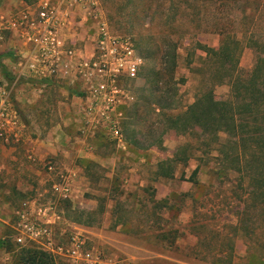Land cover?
Segmentation results:
<instances>
[{
    "label": "rangeland",
    "instance_id": "374dc122",
    "mask_svg": "<svg viewBox=\"0 0 264 264\" xmlns=\"http://www.w3.org/2000/svg\"><path fill=\"white\" fill-rule=\"evenodd\" d=\"M39 1L27 4L22 0H0V15H20ZM99 1L100 14L109 30L114 35L132 37L143 59L135 82L137 97L125 107L122 123L125 140L135 134L140 147L127 141L124 150L100 128L90 141L93 150H88L82 132L88 127L78 113L80 98L70 94V86L57 82L45 91L17 84L13 98L26 136L39 142L49 141L56 151H48L41 157V164L35 165L26 158L29 143L12 154L0 149V239L7 243L0 248V264H22L21 247L12 238L14 212L25 199L50 189L52 176L45 168L49 163L81 176L78 198L73 204H64L65 212L91 226L87 228L91 244L107 257L131 264H215L219 257L216 252L228 247L225 236H235L233 264H264V253L256 239L237 230L241 228L243 201L251 188L250 179L243 177L235 164L225 161L219 151L229 139L227 134L214 138L164 130L161 117L151 112L144 118L147 109L141 93L147 90L150 71L157 67L163 54L159 52L162 42L156 40L158 31L165 30L166 25L179 24L177 34L171 37L179 41L174 77L184 81L164 85L174 94L166 113L185 112L210 88L218 100L229 99L230 85L217 82L225 70L197 44L217 50L226 37H235L241 51L238 72L247 78L264 52V1L198 4L194 13L190 11L192 21L178 19L174 0ZM91 32L90 26L85 25L78 37L84 40ZM144 36H153L156 43L147 44ZM136 107L142 118L135 117ZM160 136L162 144L148 147ZM160 163H164L165 170H173V179L157 175ZM197 231L205 238L204 243H199Z\"/></svg>",
    "mask_w": 264,
    "mask_h": 264
},
{
    "label": "built area",
    "instance_id": "2783aa9c",
    "mask_svg": "<svg viewBox=\"0 0 264 264\" xmlns=\"http://www.w3.org/2000/svg\"><path fill=\"white\" fill-rule=\"evenodd\" d=\"M99 0H40L20 15H0V50L8 51L10 37L22 39L28 50L14 68L16 80L9 84L0 74V149H15L29 143L26 158L41 164L13 98L20 79L55 81L79 90L78 113L88 130H82L86 148L104 128L118 147L126 149L122 123L125 107L136 100L135 82L143 59L130 36L114 35L102 20ZM96 24H88L91 21ZM92 29L86 39L78 37L81 27ZM10 35V36H8ZM18 37V38H17ZM49 80V81H47ZM52 176L50 189L21 202L14 212L16 245L34 246L57 264H131L107 257L91 244L88 227L71 221L64 204L78 198L81 176L46 164Z\"/></svg>",
    "mask_w": 264,
    "mask_h": 264
},
{
    "label": "trees",
    "instance_id": "16d2710c",
    "mask_svg": "<svg viewBox=\"0 0 264 264\" xmlns=\"http://www.w3.org/2000/svg\"><path fill=\"white\" fill-rule=\"evenodd\" d=\"M22 1L32 4L37 0ZM222 1L225 0H174L173 6L176 9L178 8L179 20L189 18L188 20L192 21L193 16L190 14V11L192 10L194 13L198 8V4ZM150 11L152 10L150 9ZM166 26L165 30L158 31V37L156 38L157 41L160 39L159 42H162V47L159 50L160 53H163L160 63H158L155 69L150 71L147 90L141 91L142 98L145 100V108L147 109L144 118L152 112L156 117L162 118V129L174 130L181 135L195 133L218 138L221 133L227 134L229 139L222 144L219 151L225 157V161L233 165L235 164V168L239 167L241 175L250 179L249 187L251 188L243 201L244 209L240 213L241 218L239 221L241 228H237V230L241 231L247 238L251 239V237H254L257 246L264 253V52L263 55H259L256 66L251 74L247 78H244L238 72L241 51H239L240 41L235 37H226L217 50L197 44L208 53V57L211 60H214L221 69L225 70V72L218 76L217 82L218 84L228 83L230 85V98L218 100L213 88H210L199 95L194 104L185 112L178 115H169L166 113V109L172 106L173 103L171 101L174 99V94H170L169 89L164 88V85L174 84L176 81L174 72L177 68V47L179 41L171 37L177 34L180 27L179 24ZM218 29L217 27L216 30L220 31ZM189 31V28H187V33ZM145 37L142 39L147 40V44L152 46L154 42L156 43L153 36L149 38L148 36ZM8 51H4V53L0 52V74L9 84H13L16 77L3 62L4 58H14ZM154 58L158 59L159 57L155 56ZM163 66L169 69L165 68L164 72ZM45 81L20 79L17 84H25L31 88L42 89ZM183 81L179 80L176 82L179 84ZM56 83L55 81L48 82V86L43 90L51 89L53 84ZM68 91H70L72 96L81 95L74 87L68 88ZM134 113L135 117L142 118L139 107H136ZM127 141L131 146L138 147L140 145L135 134L129 137ZM162 142L163 138L160 136L159 140L148 144V147L162 144ZM149 143L151 142L149 141ZM159 165L161 171L157 175L161 178L173 179V170H165L164 163H160ZM197 172L198 169L194 171V174ZM70 219L75 223L91 227L79 218L75 220ZM201 228H204V225ZM198 237L199 243H204L205 238L200 234H198ZM234 237L225 236L228 247L226 250L222 249L216 252L219 254V257L215 264H233ZM6 244L4 240L0 239V248H4ZM20 251L19 257L22 264H57L50 255L34 246L23 247Z\"/></svg>",
    "mask_w": 264,
    "mask_h": 264
},
{
    "label": "crops",
    "instance_id": "0c3cea01",
    "mask_svg": "<svg viewBox=\"0 0 264 264\" xmlns=\"http://www.w3.org/2000/svg\"><path fill=\"white\" fill-rule=\"evenodd\" d=\"M99 4H100V1H99ZM102 20H103V17L101 15L100 22ZM88 24H96V23H95V21L92 20L91 23H88ZM8 36H10V35H8ZM7 49L9 50L8 52L14 56V58H12V59L4 58L3 62L8 67L9 71L13 74L14 68H15V66H16L19 58H20V55L23 53H26V51L28 50V46L24 40L19 39V38L15 39L13 37H10V39H8V42H7ZM2 53H4V52H2ZM42 146L44 147L43 149L41 148ZM52 146H53V144H51V142L42 140L41 142H38V144L36 145V149L39 152V154L41 155V157L44 158L49 153L48 151H50V153H55L56 150L52 149ZM3 150L7 151L10 154H12L16 151L15 149H3ZM45 153H47V154H45ZM80 154L82 156L83 151H80ZM83 157H86V156H83ZM188 236L191 237L190 234ZM167 259L173 263H181L180 260H176V259H172V258H167Z\"/></svg>",
    "mask_w": 264,
    "mask_h": 264
}]
</instances>
